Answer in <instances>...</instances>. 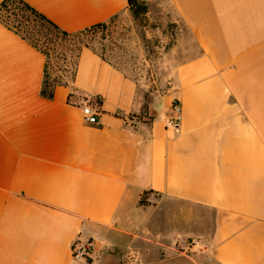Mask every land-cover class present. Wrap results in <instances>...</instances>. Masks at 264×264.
Returning a JSON list of instances; mask_svg holds the SVG:
<instances>
[{
	"label": "crops",
	"instance_id": "1",
	"mask_svg": "<svg viewBox=\"0 0 264 264\" xmlns=\"http://www.w3.org/2000/svg\"><path fill=\"white\" fill-rule=\"evenodd\" d=\"M23 1L68 33L128 6ZM168 3L198 54L176 68L156 106L86 48L72 87L43 99V55L0 23V264H86L72 257L76 241L88 246V264H116L128 250L158 255L193 236L181 226L195 212L212 264H264V0ZM83 106L98 110L97 124L84 121ZM144 193L160 203L161 225L180 223L175 230L149 240L160 222L123 221Z\"/></svg>",
	"mask_w": 264,
	"mask_h": 264
},
{
	"label": "rangeland",
	"instance_id": "2",
	"mask_svg": "<svg viewBox=\"0 0 264 264\" xmlns=\"http://www.w3.org/2000/svg\"><path fill=\"white\" fill-rule=\"evenodd\" d=\"M146 4L147 13L138 19H133L127 11L118 14L107 24L106 31L95 36L94 49L136 83L138 100L144 106H156L174 88L176 68L197 56L198 49L184 24L174 19L168 0H149ZM50 65L51 73L54 74L60 63L52 56ZM144 118L146 122L152 119L151 116ZM146 197L139 199L143 205L137 202L135 214L127 213L123 221L137 219L142 222L152 221V224L160 222L151 226L150 233L146 232L149 240H153L156 233L165 235L172 227L175 230L179 222L174 221L170 228L161 225L164 212L158 206L160 203H149ZM193 217L189 227L181 226L185 231L189 229L193 236L177 238L172 243L166 242L171 252L167 253L165 246L158 255H132L127 254L132 251L128 250L113 255L117 258L116 264H212L203 222H200L198 212ZM129 257L134 258L133 262Z\"/></svg>",
	"mask_w": 264,
	"mask_h": 264
},
{
	"label": "trees",
	"instance_id": "3",
	"mask_svg": "<svg viewBox=\"0 0 264 264\" xmlns=\"http://www.w3.org/2000/svg\"><path fill=\"white\" fill-rule=\"evenodd\" d=\"M126 11L133 19H138L147 13L146 1L128 0ZM116 16L106 22L68 33L23 0H2L0 2V23L32 48L36 49L45 59L39 95L46 100L53 98L56 87H72L75 79L78 56L82 49H89L102 60L106 61L94 49L95 36L106 31L107 24ZM52 56L60 63L56 67L54 74L51 73L50 65ZM72 91L68 94L67 102L69 104H76ZM96 105L99 106L100 102L97 101ZM128 118L132 119L133 116H129ZM145 196H147V193L142 194L140 198L143 199ZM138 205H143L142 200L138 202ZM89 262L87 260V263Z\"/></svg>",
	"mask_w": 264,
	"mask_h": 264
},
{
	"label": "built area",
	"instance_id": "4",
	"mask_svg": "<svg viewBox=\"0 0 264 264\" xmlns=\"http://www.w3.org/2000/svg\"><path fill=\"white\" fill-rule=\"evenodd\" d=\"M171 114L173 116V126L176 127L177 122L179 120L180 117V107L176 102L172 103L171 106ZM82 115L84 117V121L88 124H97L98 123V110L97 109H92L90 106H83L82 107ZM87 250H88V246L87 245H82L79 242H74L72 244L71 247V253H72V257L75 260H83L85 261L86 264L87 263V259H86V255H87ZM129 260H132L134 258H128Z\"/></svg>",
	"mask_w": 264,
	"mask_h": 264
},
{
	"label": "bare ground",
	"instance_id": "5",
	"mask_svg": "<svg viewBox=\"0 0 264 264\" xmlns=\"http://www.w3.org/2000/svg\"><path fill=\"white\" fill-rule=\"evenodd\" d=\"M204 1H205V0H204ZM205 4H206V3H205ZM210 5H211V4H210ZM210 5H209V6H210ZM205 7H208V4H207V6L205 5ZM208 8H209V7H208ZM206 9H207V8H206ZM210 9H211V7H210ZM207 11H208V10H207ZM211 11H212V10H211Z\"/></svg>",
	"mask_w": 264,
	"mask_h": 264
}]
</instances>
